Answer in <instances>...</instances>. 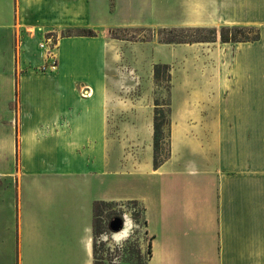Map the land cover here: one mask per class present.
<instances>
[{"label": "crops", "instance_id": "obj_1", "mask_svg": "<svg viewBox=\"0 0 264 264\" xmlns=\"http://www.w3.org/2000/svg\"><path fill=\"white\" fill-rule=\"evenodd\" d=\"M55 1L60 6L70 3L72 8L77 7V14L72 10L71 14L52 17L58 21L85 19L89 13V0L42 3L48 8ZM9 2L0 0V64L10 63L13 68L17 54L8 40L11 35L5 36L13 32ZM24 5L41 17L39 4ZM196 7L189 15L191 21L183 24L215 27L217 31L222 25L257 24L259 38L222 42L217 33L212 42H148L154 63L183 60V77H170L168 155L161 163L153 162V108H130L116 120L121 111L117 114L107 101L101 67L107 62L104 50L101 60H93L101 65L87 68L90 97L78 98L67 92L79 80V74L85 73L81 65L92 62L87 60L89 55L108 42L103 28L97 36L60 40L64 52L66 43L86 48L74 53L68 50L64 56L59 52L58 72L49 79L59 84L56 90L62 105L13 108L15 127L17 123L22 130V156L27 150L25 138L39 140L42 130L54 128L55 138L69 146L78 162L75 171L60 172L61 178L67 177L65 181L72 177L77 198L72 206L63 202L69 215L55 219V233L41 239L46 256L39 264H95L94 205L111 199H137L142 203L150 247L147 264H264V0H198ZM198 44L201 46L197 48ZM159 48L169 51V59L158 56ZM177 50L184 55L175 57ZM14 81L15 76L13 99L20 96ZM17 88L20 90V85ZM70 96L74 104H68ZM111 125L120 133L116 136L120 147L128 140L126 129L147 131L151 156L144 161L138 154L131 155L133 171H128L145 180L143 194L127 198L111 195ZM118 161L121 166V157ZM21 220L22 213L18 217L20 262Z\"/></svg>", "mask_w": 264, "mask_h": 264}, {"label": "rangeland", "instance_id": "obj_2", "mask_svg": "<svg viewBox=\"0 0 264 264\" xmlns=\"http://www.w3.org/2000/svg\"><path fill=\"white\" fill-rule=\"evenodd\" d=\"M42 1L39 0V3L38 0H10L8 3L12 17L10 27L13 32L5 36L11 35L8 40L15 47L17 59L13 68L10 63L0 64V264L43 262L46 254L40 247L41 239L45 240L47 234L55 233V219L69 215V210L63 202L72 206L77 198L71 186L72 177L69 176L65 181L67 177H63V180L60 176L63 174L61 171L78 169V162L69 146L63 145L55 138L54 128H47L42 130V137L37 136L39 140L25 138L27 150L22 156V130L17 128V123L15 127L13 112V108L19 106L26 108L29 105L42 104L50 108L62 105L63 102L59 100L60 93L56 90L59 84L56 80L49 79L58 72L59 52L63 51L61 56H64L68 50L74 53L86 48L82 44L66 43L64 52L63 47V50L60 49V40L76 36L90 37L81 35L89 30L94 31L97 36L100 28H103L108 42L104 47L98 46V51L89 55L87 60L92 62L81 65L85 67V73L79 74V80L71 90L68 88L67 92L78 98L90 97L91 92L87 85L89 81L86 79L87 68L101 65L93 60H101L100 56L104 50V60L107 62H103L101 67L105 73L107 101L113 104L117 114L122 112L116 115V120L121 119L125 114L124 110L130 108H153L154 121L161 128L155 153L156 162L159 163L168 155L167 111L171 90L169 79L172 75L183 77V60L154 63L151 60L153 48L147 44L150 41L160 42L159 40L172 37L163 30L165 28L202 27L198 24H183L191 21L189 15L196 11L198 0H89V13L85 19L73 18L67 21H58L52 17L71 14L72 10L77 14V7L72 8L70 3L68 6H60L55 1L45 8ZM27 2L37 3L40 9H44H39L40 18L33 9L24 7ZM45 17L49 18L45 20ZM253 26L259 29L257 24ZM174 35H180V32H174ZM198 46L201 45L198 44L197 48ZM116 53L120 54V57L116 56ZM175 55L181 57L184 52L177 50ZM158 56L169 59L170 53L165 48H159ZM72 71H78L74 65ZM14 76L15 92L20 93V96L13 99ZM24 80L26 84L21 86ZM19 85L20 90L17 88ZM87 90L89 95L84 93ZM68 102L75 103L71 96ZM113 127L114 125H111L109 129L114 155L111 163V195L127 198L130 195L143 194L146 191L145 180L142 176H137L136 172L128 171H133L129 162L131 155L138 154L144 161L151 156L147 131L126 129L128 140L120 147L116 140L120 133ZM24 131L28 133L29 130ZM118 157L122 159L121 166ZM125 159L127 168L124 167ZM122 171H125V174L121 173ZM94 211L95 264H147L150 248L149 237L144 228L142 203L137 199H111L107 202H97ZM20 213L22 262L19 261L18 250ZM116 218L124 222L126 220L122 227L124 232L119 234L115 233L122 228L113 231L110 227Z\"/></svg>", "mask_w": 264, "mask_h": 264}, {"label": "trees", "instance_id": "obj_3", "mask_svg": "<svg viewBox=\"0 0 264 264\" xmlns=\"http://www.w3.org/2000/svg\"><path fill=\"white\" fill-rule=\"evenodd\" d=\"M172 36L164 40H159L163 43H194V42H212L216 40L217 33L219 34L220 41L222 42H243V41H255L259 38V29L253 25H222L219 27V31L215 27H179L163 29ZM174 32H180V35H174ZM205 32V34H202ZM94 36L95 33L89 30L86 34ZM170 80V79H169ZM161 113V111H158ZM161 128L154 121L153 123V162L157 165L161 162H156L155 153L158 149V143L160 140ZM126 222V220H125ZM124 222V223H125ZM150 248V247H149Z\"/></svg>", "mask_w": 264, "mask_h": 264}, {"label": "water", "instance_id": "obj_4", "mask_svg": "<svg viewBox=\"0 0 264 264\" xmlns=\"http://www.w3.org/2000/svg\"><path fill=\"white\" fill-rule=\"evenodd\" d=\"M124 221L120 218H116L114 219L111 224L110 227L113 231H118L123 227Z\"/></svg>", "mask_w": 264, "mask_h": 264}, {"label": "bare ground", "instance_id": "obj_5", "mask_svg": "<svg viewBox=\"0 0 264 264\" xmlns=\"http://www.w3.org/2000/svg\"><path fill=\"white\" fill-rule=\"evenodd\" d=\"M84 93H87V95H89V91H88V90H87V91H84ZM87 95H86V96H87ZM122 230H123V228H122ZM122 230L119 231V232H117V233H115V234H119L120 232H124V230H123V231H122Z\"/></svg>", "mask_w": 264, "mask_h": 264}, {"label": "built area", "instance_id": "obj_6", "mask_svg": "<svg viewBox=\"0 0 264 264\" xmlns=\"http://www.w3.org/2000/svg\"><path fill=\"white\" fill-rule=\"evenodd\" d=\"M129 73H130V71H129Z\"/></svg>", "mask_w": 264, "mask_h": 264}]
</instances>
